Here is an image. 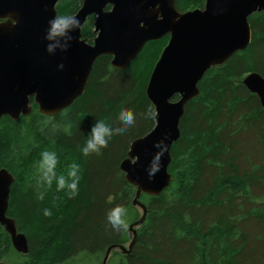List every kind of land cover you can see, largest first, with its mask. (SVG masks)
I'll return each mask as SVG.
<instances>
[{"label": "trees", "instance_id": "trees-1", "mask_svg": "<svg viewBox=\"0 0 264 264\" xmlns=\"http://www.w3.org/2000/svg\"><path fill=\"white\" fill-rule=\"evenodd\" d=\"M81 2L59 0L57 16L73 15ZM203 5L204 0H175L180 12ZM248 19L249 45L207 70L199 94L186 103L180 136L170 149V185L158 196H140L146 217L129 254L115 251L120 264H264V109L241 82L252 71L264 77V10ZM93 20L87 17L81 27L90 43ZM167 39L147 42L125 69L100 55L83 94L56 115L40 114L31 101L29 115L0 118V168L14 176L7 215L29 247L26 254L16 251L0 225V261L75 264V256L102 260L108 246L129 243L128 231L114 230L107 216L116 206L127 209L128 225L140 216L132 205L135 187L119 164L131 141L155 124L145 89ZM122 108L134 113L135 123L99 153L84 156L96 120L116 126ZM43 151L56 153L58 175H66L72 163L80 165L75 197L57 191L55 181L50 188L40 181ZM44 208L52 215L44 216Z\"/></svg>", "mask_w": 264, "mask_h": 264}, {"label": "water", "instance_id": "water-1", "mask_svg": "<svg viewBox=\"0 0 264 264\" xmlns=\"http://www.w3.org/2000/svg\"><path fill=\"white\" fill-rule=\"evenodd\" d=\"M58 1L0 0V118L18 120L20 115H29L31 101L40 114L56 115L83 94L100 55L111 56L114 68L125 69L147 42L169 35L145 89L154 107L155 124L131 141L119 164L126 181L135 187L132 205L141 214L128 225L127 246L107 247L101 260L106 264L112 250L129 253L136 241L137 228L147 213L140 196H158L170 185V149L180 136L179 122L186 103L199 94L198 82L207 70L224 64L249 45L252 32L248 17L264 10V0H204L202 8L184 12L176 8L175 0H82L73 14L80 25L72 46L61 52L59 46L65 38H54L51 43L57 47L50 55L45 50L44 35L48 21L57 16ZM92 15L95 36L90 43L82 37L81 27ZM60 64L62 69L58 68ZM241 82L258 96L264 109V77L252 71ZM160 140L167 150L160 156V170L150 178L148 169L160 151L154 144ZM13 181L14 176L1 167L0 225L13 248L26 254L27 237L7 215Z\"/></svg>", "mask_w": 264, "mask_h": 264}, {"label": "clouds", "instance_id": "clouds-1", "mask_svg": "<svg viewBox=\"0 0 264 264\" xmlns=\"http://www.w3.org/2000/svg\"><path fill=\"white\" fill-rule=\"evenodd\" d=\"M80 20L73 15L55 16L48 21V26L45 31L44 40L47 42L45 50L51 55L56 51V47L51 41L54 38H65V42L62 46H59V51L66 52L75 39V33L78 31ZM58 68L62 69L63 64L58 65ZM119 120L121 123L113 126L110 122L104 120H96L91 128L89 138L85 142L82 148L84 156H88L90 153H99L102 148H106L110 139L115 134H124L135 123L134 113L127 108H122L119 113ZM161 144L164 145L161 148ZM155 147L160 151L153 157L151 166L148 169L149 177H154L155 173L160 170V156L167 150V145L163 140L156 141ZM59 163L55 152L43 151L38 161L39 179L46 184L49 188L52 186L53 181L56 182L57 191H65L71 198L75 197L79 191L80 182V165L72 163L69 165V170L66 175H58L56 166ZM40 200L44 199V194L40 193ZM44 216H51L52 211L50 208L43 209ZM108 222L112 228L116 231H127V209L123 206H116L108 213Z\"/></svg>", "mask_w": 264, "mask_h": 264}, {"label": "rangeland", "instance_id": "rangeland-1", "mask_svg": "<svg viewBox=\"0 0 264 264\" xmlns=\"http://www.w3.org/2000/svg\"><path fill=\"white\" fill-rule=\"evenodd\" d=\"M187 10H190V9H187ZM182 12H184V11H182ZM93 33H95V32H93ZM166 43H167V41H166ZM166 43L163 45L161 51L163 50V48L166 45ZM161 51H160V53H161ZM160 53L158 55V58L160 56ZM158 58H157V60H158ZM156 61H155V63H156ZM154 64H153V66H154ZM153 66H152V69H153ZM152 69H151V71H152ZM139 213L141 214V211H139ZM127 244H128V242L126 243V245ZM115 251H116V249H114V250L111 251V253H110L109 257H108V260H107L106 264H120L119 259H118V255L115 254ZM75 257H76L75 258V264H100L101 263V258H97V257H85L84 258L83 255H78V256H75Z\"/></svg>", "mask_w": 264, "mask_h": 264}, {"label": "flooded vegetation", "instance_id": "flooded-vegetation-1", "mask_svg": "<svg viewBox=\"0 0 264 264\" xmlns=\"http://www.w3.org/2000/svg\"><path fill=\"white\" fill-rule=\"evenodd\" d=\"M93 16V15H92ZM88 17H90V16H88ZM93 18H94V16H93ZM94 36H95V33H94ZM93 36V37H94ZM166 37L168 36V39H169V35H165ZM93 37H92V39H93ZM164 37V36H163ZM162 38V37H161ZM160 38V39H161ZM168 39H167V42H168ZM111 60V59H110ZM177 98H178V95H177ZM176 100V99H175ZM128 245V244H127ZM126 244H125V246H127ZM116 250H118L122 255H124V254H127V253H123L121 250H119V249H116ZM129 254V253H128Z\"/></svg>", "mask_w": 264, "mask_h": 264}, {"label": "bare ground", "instance_id": "bare-ground-1", "mask_svg": "<svg viewBox=\"0 0 264 264\" xmlns=\"http://www.w3.org/2000/svg\"><path fill=\"white\" fill-rule=\"evenodd\" d=\"M232 55H233V54H232ZM232 55H231V56H232Z\"/></svg>", "mask_w": 264, "mask_h": 264}]
</instances>
